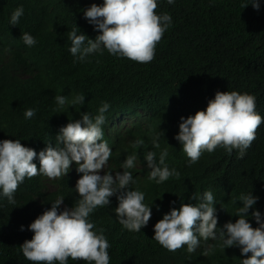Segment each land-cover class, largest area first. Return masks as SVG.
<instances>
[{
  "label": "clouds",
  "instance_id": "clouds-1",
  "mask_svg": "<svg viewBox=\"0 0 264 264\" xmlns=\"http://www.w3.org/2000/svg\"><path fill=\"white\" fill-rule=\"evenodd\" d=\"M176 1L0 0V197L14 205L36 178L74 196L27 226L20 248L33 264H110L115 224L138 247L183 250L182 264H226L229 247L234 264H264V182L219 219L214 174L181 177L217 151L240 163L264 117L255 95L228 86L188 105L199 49L164 38L173 16L216 18L194 0L169 10ZM57 108L69 117L32 139ZM102 207L97 229L90 214Z\"/></svg>",
  "mask_w": 264,
  "mask_h": 264
},
{
  "label": "trees",
  "instance_id": "trees-1",
  "mask_svg": "<svg viewBox=\"0 0 264 264\" xmlns=\"http://www.w3.org/2000/svg\"><path fill=\"white\" fill-rule=\"evenodd\" d=\"M181 1L183 0L169 5V10ZM194 1L199 6L211 9L216 20L208 24L187 14L182 15L183 20L173 16L174 22L164 38L167 41L178 39L184 47L187 41L199 49L197 69L183 81L188 105L199 102L207 93L213 99L219 88L228 86L255 95L262 113L260 115L264 117V6L257 11L251 5L243 7L248 0ZM177 25L180 30L176 29ZM102 68L113 70L116 66L109 61ZM67 117L69 110L57 108L43 130L34 129L29 135L32 139H37L42 133L53 131ZM258 128L261 129L250 153L240 163H228L227 157L217 151L205 155L203 161L194 167H180L182 178H186L190 171L192 175L205 178L214 174L221 204L216 208L219 219L236 216L240 207V195L254 192L264 182V123ZM256 166L259 168L256 174L249 172ZM232 187L237 191L226 194ZM59 197L64 198L65 204H71L74 200L73 194L57 189L40 178L17 190L14 205L9 204L7 198L0 197V264H33L23 256L20 248L25 240H30L33 236L27 226L50 209L51 203ZM107 213L108 208L102 207L90 214L97 229L98 222ZM21 225L24 226V231L20 230ZM105 228L114 230L118 236L117 241H109L110 264H182L179 259L183 250L174 253L150 251L148 246L138 247L123 239L118 224ZM214 242L221 244L219 240ZM235 255H238L235 247L226 248L223 261L234 264ZM68 264L87 262L69 258Z\"/></svg>",
  "mask_w": 264,
  "mask_h": 264
}]
</instances>
